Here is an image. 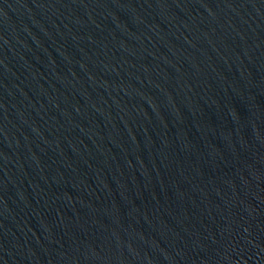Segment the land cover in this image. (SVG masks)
<instances>
[{"label": "water", "instance_id": "obj_1", "mask_svg": "<svg viewBox=\"0 0 264 264\" xmlns=\"http://www.w3.org/2000/svg\"><path fill=\"white\" fill-rule=\"evenodd\" d=\"M0 264H264V0H0Z\"/></svg>", "mask_w": 264, "mask_h": 264}]
</instances>
